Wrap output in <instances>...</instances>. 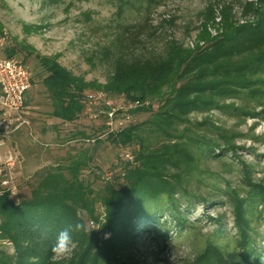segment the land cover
I'll return each instance as SVG.
<instances>
[{"label":"trees","instance_id":"1","mask_svg":"<svg viewBox=\"0 0 264 264\" xmlns=\"http://www.w3.org/2000/svg\"><path fill=\"white\" fill-rule=\"evenodd\" d=\"M168 1L115 0V4L122 16L126 9L151 14ZM215 6L210 3L202 12L194 47L171 41L163 54L116 56L113 73L105 85L85 81L57 60L40 58L47 72L43 83L53 102L54 117L75 123L88 89H103L110 96L125 95L133 101L148 102L131 112H150L152 116L109 135L116 146L132 147L135 157L131 161L118 155L113 168L121 171L97 193L80 176L83 167L91 165L93 155H81L70 165L71 178L61 171H50L30 199L16 203L10 192L2 193L0 264H144L126 254L132 244L135 220H150L166 232L171 227L160 221L169 215L174 220L172 227L182 233L186 226L192 228L185 217L197 200L204 205L218 200L212 196L195 197L189 192V184H206L209 173L200 168L205 159L220 160L235 154L231 144L235 133H227L208 120L194 121L191 115L221 110L264 119V0L242 5L244 22L230 4ZM210 25L217 29L216 35L209 31ZM17 51L13 48L6 53L13 57ZM111 53L110 49L106 51V55ZM236 101L249 103L241 105ZM156 102L158 109H154ZM250 104L260 111L250 109ZM146 131L148 134H144ZM214 131L217 140L226 141L230 150L217 140L198 137L201 132L214 136ZM76 134L84 141L94 140L96 149L103 142L97 132L95 137L76 132L72 140ZM242 169V185L249 189L243 190L244 196L240 190L232 189L229 197L234 204L237 248L224 251L215 243L222 236L219 228L223 223L216 220L220 227L206 247L194 258L184 260V264H264V239L252 226L254 218L264 221V183L253 182L243 163ZM218 179L213 177L208 182ZM101 208L103 213H99ZM80 211L99 227L74 233L72 256L54 260L51 248L57 234L70 223H84ZM105 233H110V238L105 239ZM6 242L13 246L14 253L1 246Z\"/></svg>","mask_w":264,"mask_h":264},{"label":"rangeland","instance_id":"2","mask_svg":"<svg viewBox=\"0 0 264 264\" xmlns=\"http://www.w3.org/2000/svg\"><path fill=\"white\" fill-rule=\"evenodd\" d=\"M246 2L257 3L258 0H169L151 14L135 10L130 12L126 9L120 16L115 0H54L53 2L52 0H1L0 29H4L9 35L7 51L17 48L15 56L23 59L34 75L28 103L31 104L32 111L35 110L34 106L42 111L41 123L47 125L53 102L43 83L47 72L40 58L57 60L85 81L105 85L113 73L116 56L134 58V55L141 54L147 57L163 54L171 41H176L185 47H194L203 18L202 12L210 3H214L215 8L218 4H230L240 22H244L246 19H242L241 11L242 5ZM215 16H217L216 22L219 23L220 14L217 10ZM250 19L253 18L250 16ZM209 31L213 35L217 33V29L212 25L209 26ZM108 49L112 51L110 55H106ZM87 91L104 90L88 89ZM236 102L241 105L249 103ZM227 103H232V100H228ZM158 105L159 103L156 102L154 109H158ZM249 107L260 111V108H255L253 104ZM30 109L28 107L31 118ZM151 116L150 112H137L127 124L130 126L143 123ZM84 119L79 121L81 124L76 123L77 121L73 124L71 133L83 132L93 137L96 136V132L97 136L103 135V142L97 149L93 141H84L77 134L68 144L64 139H59L50 146L46 144L41 146L40 137L37 139L36 135H33L32 120L30 127L20 131L29 129L31 137L20 135L13 138L19 132L14 133L2 152L5 155L11 150L15 151L11 153L12 182L8 186L0 185V195L10 192L11 198L16 203L30 199L34 189L50 171H61L65 177L71 178L73 174L69 167L75 160L81 158V155L94 156L91 165L83 167L80 176L96 193L106 181L117 176L121 171L113 168V164L118 160L117 156L121 153L123 155L127 150L131 151L132 147L122 149L116 146L111 142L110 134L105 128L87 118ZM191 119L199 122L208 120L211 124L225 129L227 133H235L234 141H231L235 154L229 153L220 160L205 159L202 162L200 168L208 171V180L217 177L219 178L217 181L207 180L204 185L195 181L189 184V192L195 197L212 196L218 199L209 205L197 200L192 211L185 217L192 228L186 226L182 233L178 232L172 227L174 220L169 215L160 221L161 225L166 223L171 227L166 232L160 231L157 223L150 220H144L142 223L138 220L134 221L135 232L131 236L132 244L126 254H131L134 259L144 264H184V260L194 258L206 247L208 239L212 238L220 227L216 220H221L223 223L219 228L222 236L215 239V243L224 251L236 249L238 235L234 204L229 197L232 195V189L240 190L239 193L243 196V190L249 189L242 185L244 179L242 163L248 167L253 182L264 183L263 118L212 110L193 113ZM182 130L183 127L180 128V131ZM207 133L201 132L198 137L213 140L219 138L215 131L214 136ZM144 134H148V131ZM219 142L227 148L226 141ZM38 152L43 155L42 158L38 156ZM44 158H46V166L40 162V159ZM99 213H103V208L99 209ZM80 215L84 223L88 224V231L99 227L85 212L80 211ZM253 220L252 226L255 232L264 239L263 219ZM1 246L14 253L10 243L6 242ZM75 246L74 243L73 249ZM72 253L73 250L67 257L55 260H66L72 256ZM124 257L127 259V256Z\"/></svg>","mask_w":264,"mask_h":264},{"label":"built area","instance_id":"3","mask_svg":"<svg viewBox=\"0 0 264 264\" xmlns=\"http://www.w3.org/2000/svg\"><path fill=\"white\" fill-rule=\"evenodd\" d=\"M8 43L9 35L3 29L2 35H0L1 186L11 184L13 168L12 152L5 155L2 154L3 147L7 145V141L14 133L22 131L23 128H27L31 123L30 113L26 105V96L33 86V73L29 65L23 59L7 55ZM144 104H148V102L133 101L125 95L115 97L104 91H87L83 100V110L76 123L81 124L79 121L87 118L96 125L105 128L108 134L117 133L128 127L129 124L127 123L133 118L131 110ZM99 138H103V135L100 134ZM121 156L131 161L135 157L132 150L125 151Z\"/></svg>","mask_w":264,"mask_h":264},{"label":"crops","instance_id":"4","mask_svg":"<svg viewBox=\"0 0 264 264\" xmlns=\"http://www.w3.org/2000/svg\"><path fill=\"white\" fill-rule=\"evenodd\" d=\"M29 92L27 93V97H28L27 100L28 101H29V96H28ZM28 105H29V103H28ZM30 105L28 107L31 108L30 112H31V120H32V124H33L32 125L33 133H34L33 135H36L37 139L40 137L39 142H40L41 146L43 144L50 146L51 143H54L59 139H64V141L67 142V144L71 142V140H72L71 136L73 135L71 133L72 127H73V124H75V123L67 122V121H64L60 118L54 117L52 115V111H53V109H52L50 119L48 120L47 125H45V124L41 123V120L43 117L42 111L37 109L38 107H36V106H34L35 110L32 111V107ZM28 130L29 129H26L23 132H19V133L15 134L13 138L18 137L20 135H21V137L30 136V132ZM42 139H44L45 142ZM11 152H15V151L11 150ZM38 154H39V152H38ZM38 156H41V158L43 157V155L41 153ZM37 158H40V157H37ZM45 161H46V158H44L43 160L40 159V162L44 163L43 166H46Z\"/></svg>","mask_w":264,"mask_h":264},{"label":"clouds","instance_id":"5","mask_svg":"<svg viewBox=\"0 0 264 264\" xmlns=\"http://www.w3.org/2000/svg\"><path fill=\"white\" fill-rule=\"evenodd\" d=\"M88 230V224L82 222L70 223L64 227L57 234L56 241L52 245V258L55 260L57 258H64L70 255L74 246L73 234L86 232ZM104 238H110V233H105Z\"/></svg>","mask_w":264,"mask_h":264}]
</instances>
